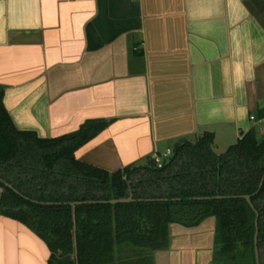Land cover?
<instances>
[{"label":"crops","instance_id":"1","mask_svg":"<svg viewBox=\"0 0 264 264\" xmlns=\"http://www.w3.org/2000/svg\"><path fill=\"white\" fill-rule=\"evenodd\" d=\"M0 88L16 127L43 138L109 123L76 152L108 172L206 133L221 155L264 135V0H0ZM215 232V218L171 224L153 264H213ZM50 258L0 216V264Z\"/></svg>","mask_w":264,"mask_h":264},{"label":"trees","instance_id":"2","mask_svg":"<svg viewBox=\"0 0 264 264\" xmlns=\"http://www.w3.org/2000/svg\"><path fill=\"white\" fill-rule=\"evenodd\" d=\"M4 95L0 88V176L13 188L0 183V216L39 236L49 264H153L154 253L169 247L171 224L193 228L208 218L216 219L213 264H264V135L243 133L218 155L206 133L176 145L163 168L149 158L108 172L76 152L109 123L43 138L16 127ZM131 191L133 202L110 203Z\"/></svg>","mask_w":264,"mask_h":264},{"label":"water","instance_id":"3","mask_svg":"<svg viewBox=\"0 0 264 264\" xmlns=\"http://www.w3.org/2000/svg\"><path fill=\"white\" fill-rule=\"evenodd\" d=\"M0 183H5V181L1 178L0 176ZM129 184H131V182H129ZM7 186H9L10 188H13L11 185H8L6 184ZM1 192H3V188L0 189ZM246 200L252 205V201H251V197L250 196H246L245 197ZM217 199H224V197H218ZM134 201V198H133V193L131 191V194H130V197L129 198H126V199H120V200H113V201H110L111 204H121V203H130V202H133ZM72 205H75V203H72ZM253 207V205H252ZM257 225H258V218H257ZM257 239H258V232L256 234V246H257ZM256 253H257V256H258V249L256 247ZM257 264H259V261L257 259Z\"/></svg>","mask_w":264,"mask_h":264},{"label":"built area","instance_id":"4","mask_svg":"<svg viewBox=\"0 0 264 264\" xmlns=\"http://www.w3.org/2000/svg\"><path fill=\"white\" fill-rule=\"evenodd\" d=\"M255 120V118H252ZM172 156V151L168 150L165 154L163 155H157L155 156V163L157 164L158 168H163L165 163L169 160V158Z\"/></svg>","mask_w":264,"mask_h":264},{"label":"rangeland","instance_id":"5","mask_svg":"<svg viewBox=\"0 0 264 264\" xmlns=\"http://www.w3.org/2000/svg\"><path fill=\"white\" fill-rule=\"evenodd\" d=\"M166 152V150H164V152H162L161 154H163V153H165ZM170 159V158H169Z\"/></svg>","mask_w":264,"mask_h":264},{"label":"flooded vegetation","instance_id":"6","mask_svg":"<svg viewBox=\"0 0 264 264\" xmlns=\"http://www.w3.org/2000/svg\"><path fill=\"white\" fill-rule=\"evenodd\" d=\"M38 134V133H37ZM39 135V134H38Z\"/></svg>","mask_w":264,"mask_h":264}]
</instances>
